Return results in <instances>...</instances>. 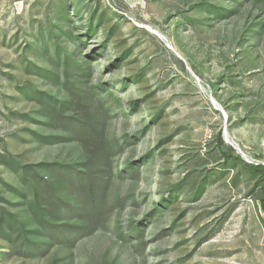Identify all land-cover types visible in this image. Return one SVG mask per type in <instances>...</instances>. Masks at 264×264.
I'll return each mask as SVG.
<instances>
[{"label":"rangeland","instance_id":"374dc122","mask_svg":"<svg viewBox=\"0 0 264 264\" xmlns=\"http://www.w3.org/2000/svg\"><path fill=\"white\" fill-rule=\"evenodd\" d=\"M253 160L264 0H0V264H264Z\"/></svg>","mask_w":264,"mask_h":264},{"label":"trees","instance_id":"16d2710c","mask_svg":"<svg viewBox=\"0 0 264 264\" xmlns=\"http://www.w3.org/2000/svg\"><path fill=\"white\" fill-rule=\"evenodd\" d=\"M81 123V122H80ZM82 126V125H80ZM86 127H89L86 125ZM220 146H224L222 138H219ZM227 158H232L231 156H226ZM234 160L242 161L243 159L238 156ZM250 171L255 175H260V181L264 180V165H251L248 164ZM68 178L71 177L74 185V196L73 200L74 209L77 213L82 215L92 216L93 221H98L104 213V196L98 193L97 180L93 177L90 169L85 172L74 170L69 172ZM70 179V178H69ZM70 179V180H71ZM71 203V202H70ZM262 207L264 210V199L262 200ZM49 233L56 240L60 237H64L63 241H69L68 234L74 233V237H78L82 233L81 227H72L69 230H63V226L49 224ZM30 247V246H29ZM29 249V248H28ZM32 250V249H31Z\"/></svg>","mask_w":264,"mask_h":264},{"label":"built area","instance_id":"2783aa9c","mask_svg":"<svg viewBox=\"0 0 264 264\" xmlns=\"http://www.w3.org/2000/svg\"><path fill=\"white\" fill-rule=\"evenodd\" d=\"M250 162V161H249ZM251 163V165H256V166H258V165H261V163H259V162H254V160L252 161V162H250Z\"/></svg>","mask_w":264,"mask_h":264}]
</instances>
